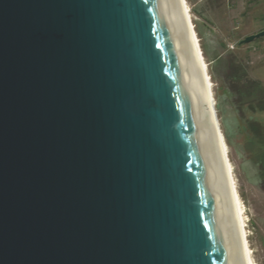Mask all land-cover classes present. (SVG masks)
Returning a JSON list of instances; mask_svg holds the SVG:
<instances>
[{"label":"water","instance_id":"obj_1","mask_svg":"<svg viewBox=\"0 0 264 264\" xmlns=\"http://www.w3.org/2000/svg\"><path fill=\"white\" fill-rule=\"evenodd\" d=\"M184 11L0 0V264H247Z\"/></svg>","mask_w":264,"mask_h":264},{"label":"rangeland","instance_id":"obj_2","mask_svg":"<svg viewBox=\"0 0 264 264\" xmlns=\"http://www.w3.org/2000/svg\"><path fill=\"white\" fill-rule=\"evenodd\" d=\"M187 1L208 64L235 183L245 205L253 259L255 264H264V173L251 157L244 128L248 124L246 115L264 127V110L257 107L244 113L246 107H240L243 100L233 78L244 68L248 78L257 83L259 96L264 92V36L238 45L239 39L264 28V0ZM248 102L244 98L243 104ZM261 128L255 130L256 134L264 136Z\"/></svg>","mask_w":264,"mask_h":264},{"label":"bare ground","instance_id":"obj_3","mask_svg":"<svg viewBox=\"0 0 264 264\" xmlns=\"http://www.w3.org/2000/svg\"><path fill=\"white\" fill-rule=\"evenodd\" d=\"M182 3L185 7L184 12H185V15H186L189 27H190L191 35H192L196 59L198 63L202 66L205 72L207 84L210 86V89L207 91V104L215 107L216 125L218 129L222 132V128H221L220 121H219V116H218L217 109H216V99H215L214 90H213V83H212L211 76L208 70V64L204 57V53L201 47L198 33L196 31V28L193 22V18L191 15L188 1L182 0ZM222 141H223L224 158L227 162V170H228V175H229V180H230V193L233 199V208H234L236 219L239 223V233L242 237V245L244 247V258L247 264H255L254 259H253V251L249 244V238H248L249 236H248L247 223H246L247 221L245 219V205L237 190V186H236L235 178H234L233 165L229 157V151L227 148V144H226L223 132H222Z\"/></svg>","mask_w":264,"mask_h":264},{"label":"trees","instance_id":"obj_4","mask_svg":"<svg viewBox=\"0 0 264 264\" xmlns=\"http://www.w3.org/2000/svg\"><path fill=\"white\" fill-rule=\"evenodd\" d=\"M240 40L241 39H239V41ZM238 45H239V42H238ZM233 78H234V87L238 86V89H239L238 92L240 94L241 100L244 101V98L249 99V102L246 103V105L243 104V101H241L240 107L241 108L246 107L244 108V113H246L247 112L246 110L248 109L250 110V112H252V110L254 109L256 110L257 107H259L261 110H264V92L262 91L263 94L259 96L258 94L260 93L259 89H258V92L255 89V85L256 87H258L257 83L254 80H251L250 78H248L247 72L244 70V68L242 69V72L238 71V75H236L235 77L233 76ZM243 78L245 79L244 81L242 80ZM236 83H238V85ZM244 121L248 122V124H246L244 128H246L248 131V136L246 139L248 142L249 149H251L250 151L252 154L251 157L253 158L254 162L257 163L261 167L264 173V144L262 142L264 136H262L263 133L261 135H258L256 134V131H255L261 127L262 128L264 127L260 123H257V121L250 119L247 115Z\"/></svg>","mask_w":264,"mask_h":264},{"label":"crops","instance_id":"obj_5","mask_svg":"<svg viewBox=\"0 0 264 264\" xmlns=\"http://www.w3.org/2000/svg\"><path fill=\"white\" fill-rule=\"evenodd\" d=\"M260 30H264V28H263V29H259V30L255 31V32H258V31H260Z\"/></svg>","mask_w":264,"mask_h":264},{"label":"flooded vegetation","instance_id":"obj_6","mask_svg":"<svg viewBox=\"0 0 264 264\" xmlns=\"http://www.w3.org/2000/svg\"><path fill=\"white\" fill-rule=\"evenodd\" d=\"M241 128L243 129V127L241 126ZM261 168V167H260ZM262 170V169H261Z\"/></svg>","mask_w":264,"mask_h":264}]
</instances>
